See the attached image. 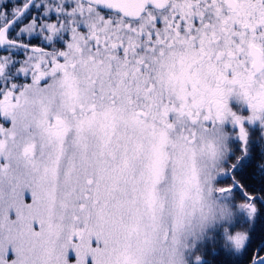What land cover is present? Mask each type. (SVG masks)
<instances>
[{"label": "snow or ice", "instance_id": "obj_1", "mask_svg": "<svg viewBox=\"0 0 264 264\" xmlns=\"http://www.w3.org/2000/svg\"><path fill=\"white\" fill-rule=\"evenodd\" d=\"M0 264H264V0H0Z\"/></svg>", "mask_w": 264, "mask_h": 264}]
</instances>
